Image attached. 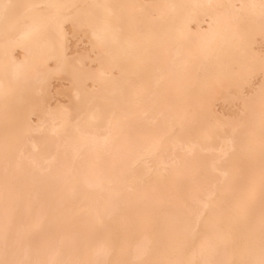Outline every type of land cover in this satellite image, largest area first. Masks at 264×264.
I'll return each mask as SVG.
<instances>
[{
	"label": "bare ground",
	"instance_id": "6f19581e",
	"mask_svg": "<svg viewBox=\"0 0 264 264\" xmlns=\"http://www.w3.org/2000/svg\"><path fill=\"white\" fill-rule=\"evenodd\" d=\"M0 264H264V0H0Z\"/></svg>",
	"mask_w": 264,
	"mask_h": 264
},
{
	"label": "rangeland",
	"instance_id": "374dc122",
	"mask_svg": "<svg viewBox=\"0 0 264 264\" xmlns=\"http://www.w3.org/2000/svg\"><path fill=\"white\" fill-rule=\"evenodd\" d=\"M76 42H77V41H76L75 39L70 38V39L68 40V45H69V46H73V44H75V48H74V49H77V51H79V50H81V49L84 47V44H82V43H84V42H83V40L78 41L79 44H78V42H77V43H76ZM77 44H78V45H77ZM77 46H78V48H77ZM82 46H83V47H82ZM79 48H80V49H79ZM70 49L72 50V47H70ZM53 78H55V77H53ZM53 78L50 79V80H51V81H50V85H52V86H50L51 89L54 90L55 87H56V89L58 88V91H57L56 89H55V90L57 91V93H58L59 91L62 92V95H58V94H57L58 99H56L57 96H55V95H56V94H55V95H54V96H55V99H54V96H53L52 101H50V104H51V102H52V104L55 103L56 100H57L56 102H58V101L60 100V98H61L60 103H62V104H63V103L66 104V103H67V98L65 99L64 97H67V96H68L67 93H66L67 91L64 90V89H62L61 87H65V86H67L68 84L66 83V81L63 82V81H64L63 79H60V80H63V81H60V80L58 79V77H56V78H57L60 82L57 81V83H55V81H56L57 79H56V78L53 79ZM54 80H55V81H54ZM256 80H257V79H256ZM254 81H255V80H254ZM51 82H52V83H51ZM61 82H63L62 85H60ZM59 83H60V84H59ZM57 84H59V85H57ZM65 84H66V85H65ZM56 85H57V86H56ZM54 86H55V87H54ZM60 86H61V87H60ZM59 89H60V90H59ZM61 89L64 90L65 92H63ZM55 90H54V92H55ZM60 92H59V93H60ZM64 93H65V94H64ZM60 94H61V93H60ZM59 96H60V97H59ZM61 96H62V97H61ZM64 99H65L66 102L64 101ZM53 101H54V102H53ZM52 104H51V105H52ZM216 104H217V103H216ZM220 104H221V103H220ZM220 104H217L216 106H214V107H215V110L218 108V106H219ZM219 107H220V108H221V107H224V109H225V105H224V106L222 105V106H219ZM226 107L228 108V106H226ZM229 107H230V105H229ZM232 107H234V106H232ZM232 107H231V108H232ZM227 108H226V109H227ZM229 109H230V108H229ZM217 110H218V109H217ZM217 110H216V111H217ZM220 110H223V109L221 108ZM231 110H232V109H231ZM224 111H226V110H224ZM219 112H220V111H219ZM226 112H227V111H226ZM226 112H225V113H226ZM228 112H229V111H228ZM34 118H35V117H34ZM34 118L32 117V118H31V121H34V120H35Z\"/></svg>",
	"mask_w": 264,
	"mask_h": 264
}]
</instances>
